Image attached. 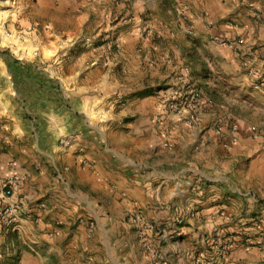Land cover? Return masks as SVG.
<instances>
[{"label":"crops","instance_id":"1","mask_svg":"<svg viewBox=\"0 0 264 264\" xmlns=\"http://www.w3.org/2000/svg\"><path fill=\"white\" fill-rule=\"evenodd\" d=\"M211 1L200 5L212 17L226 12L221 0ZM131 2L136 12L105 18L97 27L101 45L80 58L70 55L74 36L54 32L43 60L46 86L24 90L14 78L0 84L6 128L27 143L20 160L0 164V180L24 176L15 194L22 217L17 231L3 235V264L16 251L20 264H264V62L248 72L228 49L205 46L226 58L223 75L242 97H213L189 126L163 102L185 67L199 87L194 61L202 39L192 48L183 30L142 21L151 0ZM156 42L162 47L154 50ZM118 95L129 96L122 106L114 104ZM254 125L259 138L249 132ZM137 209L158 232L128 219Z\"/></svg>","mask_w":264,"mask_h":264},{"label":"rangeland","instance_id":"2","mask_svg":"<svg viewBox=\"0 0 264 264\" xmlns=\"http://www.w3.org/2000/svg\"><path fill=\"white\" fill-rule=\"evenodd\" d=\"M84 1L76 3L74 7L66 8L58 5L56 0H54V4L51 3V0H0V84L4 79L14 78L15 83L24 90L33 82L46 86L48 78L46 72L42 70L43 60L51 55L49 46L51 45L50 41L54 38V32L69 33L74 36L76 48L70 55L76 59L82 57L86 50L101 45L96 36L97 27L105 18L109 16L112 20L111 17L118 12L129 11V14L136 12V9L133 10L131 2L135 0H110L111 5L107 7L104 0ZM200 1L212 3L211 0H154V3L151 0L152 4L140 17L147 24L155 23L171 30H183L186 39L192 42V48H194V44H198L196 39H202L200 45H197L202 50H197L194 61L196 66L199 65L201 68L196 72L199 88L212 99L224 96L239 100L242 96L234 89L232 80L226 78L223 75L224 71L221 70V67L226 65L223 63L226 58L220 61L219 59L222 57L220 54V56H216L217 59L211 54H206L205 46L228 49L240 58L241 68L250 66L248 72L256 68V62H264V0H221L226 5V12L216 13L213 17L210 15V11L201 8ZM192 3L196 5L192 7ZM197 25L201 27V30L197 29ZM221 29H224L221 32H233L234 34L222 36L220 32L217 33ZM202 30L204 31L202 32ZM167 39L172 38H165V40ZM217 39L230 40L234 44L232 46L220 44ZM239 39H242L243 43H238ZM255 40L256 42H254ZM162 44L164 45V41ZM162 44L156 42L154 50L161 48ZM202 57L207 60L204 58L202 60ZM255 57L257 61H255ZM26 58L30 62L29 66L22 64ZM230 63L232 62L230 61ZM186 69L193 76L191 67H185L184 71ZM127 77L129 78V76ZM203 81H206L204 86L201 85ZM127 82L130 83L132 80ZM127 97L129 98L126 95H118L114 104L122 106ZM6 125L7 121L0 114V164L18 160L20 155H24L22 150L27 144L25 141H21L22 136L12 138L13 135L9 133ZM30 140L32 141V139ZM60 143L61 140H59ZM174 223H176L175 220ZM181 223L176 224L180 225ZM152 225L153 228L150 230L144 228V233L147 231L149 233L158 232L155 225L153 223ZM92 226L90 225L91 228ZM3 235L4 233H0V264H3L4 259H8V251L5 250L7 249L6 240ZM229 236L226 235L223 238L225 240L223 246L226 243L229 247L231 246L232 239ZM227 249L229 248H225V250ZM23 251L30 252L32 250L27 247L23 248ZM18 254L20 251H16L11 256V264H20L19 261L14 260L17 259L16 257L12 258ZM50 257L51 255H48L46 259L53 263V259Z\"/></svg>","mask_w":264,"mask_h":264},{"label":"built area","instance_id":"3","mask_svg":"<svg viewBox=\"0 0 264 264\" xmlns=\"http://www.w3.org/2000/svg\"><path fill=\"white\" fill-rule=\"evenodd\" d=\"M217 41L228 46L234 44L230 40L217 39ZM238 43H243V40L239 39ZM212 104L213 99L193 83L191 73L186 69L178 77L177 85L166 92L163 108L165 112L172 113L187 125L192 126L197 122L199 115ZM231 130L234 133L232 140L237 141L239 127L234 124ZM249 132L253 138H259L262 135V132L255 126L250 127ZM61 144H69V139L61 140ZM23 180V175H11L0 180V233L17 231L18 221L22 217V203L16 199L15 194ZM128 219L136 225H142L146 230L153 228L152 223L145 220L143 212L139 209L134 210ZM175 222L179 224L182 219L176 218ZM224 247L229 248V245L226 243ZM152 264L163 263L157 260Z\"/></svg>","mask_w":264,"mask_h":264}]
</instances>
